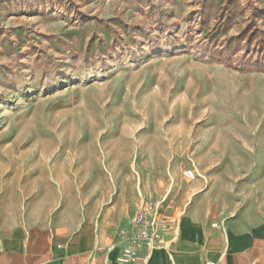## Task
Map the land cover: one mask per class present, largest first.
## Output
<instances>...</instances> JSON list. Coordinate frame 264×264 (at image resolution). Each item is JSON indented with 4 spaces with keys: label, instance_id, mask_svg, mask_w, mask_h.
<instances>
[{
    "label": "rangeland",
    "instance_id": "1",
    "mask_svg": "<svg viewBox=\"0 0 264 264\" xmlns=\"http://www.w3.org/2000/svg\"><path fill=\"white\" fill-rule=\"evenodd\" d=\"M0 1V235L264 203V0Z\"/></svg>",
    "mask_w": 264,
    "mask_h": 264
},
{
    "label": "crops",
    "instance_id": "2",
    "mask_svg": "<svg viewBox=\"0 0 264 264\" xmlns=\"http://www.w3.org/2000/svg\"><path fill=\"white\" fill-rule=\"evenodd\" d=\"M8 7L0 1V10ZM221 200L211 196L212 203ZM118 231L86 222L16 224L0 235V264H264V203L214 216L196 201L152 250L136 248L131 261H122L130 246L117 238Z\"/></svg>",
    "mask_w": 264,
    "mask_h": 264
},
{
    "label": "built area",
    "instance_id": "3",
    "mask_svg": "<svg viewBox=\"0 0 264 264\" xmlns=\"http://www.w3.org/2000/svg\"><path fill=\"white\" fill-rule=\"evenodd\" d=\"M184 178L189 181H195L197 174L194 170H186L183 173ZM174 221L167 216H162L160 208L153 205H146L138 210L131 218L129 227L121 228L117 233V238L128 244L130 247L123 251L122 261H131L135 256V249L145 247L152 250L162 239V233L168 229ZM217 226L216 224L214 225ZM206 264H215L207 262Z\"/></svg>",
    "mask_w": 264,
    "mask_h": 264
}]
</instances>
